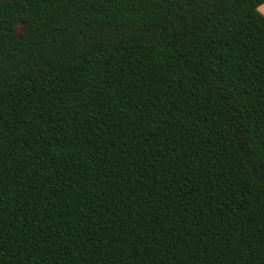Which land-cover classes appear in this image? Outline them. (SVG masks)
Masks as SVG:
<instances>
[{"label":"trees","instance_id":"trees-1","mask_svg":"<svg viewBox=\"0 0 264 264\" xmlns=\"http://www.w3.org/2000/svg\"><path fill=\"white\" fill-rule=\"evenodd\" d=\"M262 3L0 0V264H264Z\"/></svg>","mask_w":264,"mask_h":264},{"label":"crops","instance_id":"crops-1","mask_svg":"<svg viewBox=\"0 0 264 264\" xmlns=\"http://www.w3.org/2000/svg\"><path fill=\"white\" fill-rule=\"evenodd\" d=\"M258 10L264 15V3H262L259 7Z\"/></svg>","mask_w":264,"mask_h":264},{"label":"rangeland","instance_id":"rangeland-1","mask_svg":"<svg viewBox=\"0 0 264 264\" xmlns=\"http://www.w3.org/2000/svg\"><path fill=\"white\" fill-rule=\"evenodd\" d=\"M19 32H21V28H19V30H18Z\"/></svg>","mask_w":264,"mask_h":264}]
</instances>
